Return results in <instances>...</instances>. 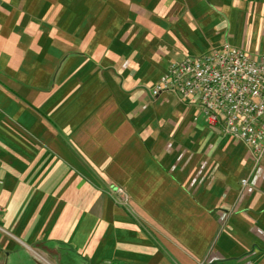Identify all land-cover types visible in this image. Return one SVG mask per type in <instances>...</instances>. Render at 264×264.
<instances>
[{
  "label": "crops",
  "instance_id": "crops-1",
  "mask_svg": "<svg viewBox=\"0 0 264 264\" xmlns=\"http://www.w3.org/2000/svg\"><path fill=\"white\" fill-rule=\"evenodd\" d=\"M225 43L264 0H0V264H264V157L152 96Z\"/></svg>",
  "mask_w": 264,
  "mask_h": 264
},
{
  "label": "built area",
  "instance_id": "built-area-1",
  "mask_svg": "<svg viewBox=\"0 0 264 264\" xmlns=\"http://www.w3.org/2000/svg\"><path fill=\"white\" fill-rule=\"evenodd\" d=\"M162 93L194 105L208 128L242 142L256 162L263 159L264 54L225 43L201 57H185L171 63L152 89L154 97ZM117 195L128 205L123 190Z\"/></svg>",
  "mask_w": 264,
  "mask_h": 264
}]
</instances>
